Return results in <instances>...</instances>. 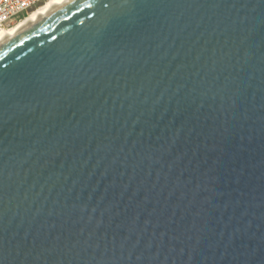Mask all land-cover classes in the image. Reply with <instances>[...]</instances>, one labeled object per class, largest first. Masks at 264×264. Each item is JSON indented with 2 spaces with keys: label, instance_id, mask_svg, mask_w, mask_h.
<instances>
[{
  "label": "water",
  "instance_id": "1",
  "mask_svg": "<svg viewBox=\"0 0 264 264\" xmlns=\"http://www.w3.org/2000/svg\"><path fill=\"white\" fill-rule=\"evenodd\" d=\"M0 264H264V0H70L0 41Z\"/></svg>",
  "mask_w": 264,
  "mask_h": 264
},
{
  "label": "built area",
  "instance_id": "2",
  "mask_svg": "<svg viewBox=\"0 0 264 264\" xmlns=\"http://www.w3.org/2000/svg\"><path fill=\"white\" fill-rule=\"evenodd\" d=\"M48 0H0V28L29 15Z\"/></svg>",
  "mask_w": 264,
  "mask_h": 264
},
{
  "label": "bare ground",
  "instance_id": "3",
  "mask_svg": "<svg viewBox=\"0 0 264 264\" xmlns=\"http://www.w3.org/2000/svg\"><path fill=\"white\" fill-rule=\"evenodd\" d=\"M70 0H48L43 5L39 6L36 10H34L32 13H30L25 19L20 20L17 24L11 26V27H4L0 28V41L5 39L6 37L10 36L20 28L24 27L37 17L57 8L60 7Z\"/></svg>",
  "mask_w": 264,
  "mask_h": 264
},
{
  "label": "rangeland",
  "instance_id": "4",
  "mask_svg": "<svg viewBox=\"0 0 264 264\" xmlns=\"http://www.w3.org/2000/svg\"><path fill=\"white\" fill-rule=\"evenodd\" d=\"M43 5V4H42ZM41 6V5H40ZM38 8V7H37ZM28 15H26L25 17H21V19L20 20H23V19H25L26 17H27ZM20 20H17V21H15L14 23H12V24H10L8 27H11V26H13V25H15V24H17ZM6 28V27H5Z\"/></svg>",
  "mask_w": 264,
  "mask_h": 264
}]
</instances>
